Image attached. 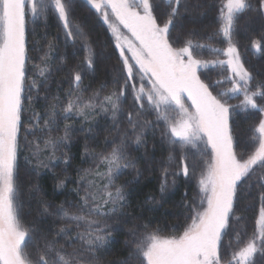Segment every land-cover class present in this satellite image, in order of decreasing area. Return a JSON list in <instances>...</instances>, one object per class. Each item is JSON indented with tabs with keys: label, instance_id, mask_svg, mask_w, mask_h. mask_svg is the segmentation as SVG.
I'll return each instance as SVG.
<instances>
[{
	"label": "snow or ice",
	"instance_id": "1",
	"mask_svg": "<svg viewBox=\"0 0 264 264\" xmlns=\"http://www.w3.org/2000/svg\"><path fill=\"white\" fill-rule=\"evenodd\" d=\"M163 2L164 10L162 0H84L112 33L122 62L111 90L104 82L85 95L84 81L95 75L97 58L88 34L74 22L76 0H0V264H100L97 254L118 230L110 221L128 207L126 185L117 181L136 167L129 157L131 143L146 146V134L160 125L175 152L161 171V192L169 176L173 185L180 177L195 178L198 191L191 201L185 193L188 215L182 232L162 235L143 225V233H130L138 264L264 262V81L254 83L234 38L241 14L255 11L264 18V0L255 6L251 0H221L217 29L207 39L218 38L222 48L194 39V31H178L190 0ZM29 16L33 21L55 16L65 43L79 44L84 53L80 67L70 70L63 95L59 87L51 94L49 87L55 44L48 42L39 63L30 55ZM251 48L264 52V35L252 40ZM204 49L215 58L202 59ZM208 68L223 72L213 80L202 71ZM39 99L41 111L35 108ZM236 111L257 117L249 146L234 137ZM100 114L111 118L115 134L105 138V151L91 154L93 167L77 169L75 199L56 210L61 226L38 239L22 216L19 155L23 147L32 149L37 174L61 158L66 170L71 157L57 153L71 144L68 121L88 122ZM68 179L58 180L57 187H66ZM238 212L250 215L251 225Z\"/></svg>",
	"mask_w": 264,
	"mask_h": 264
},
{
	"label": "trees",
	"instance_id": "2",
	"mask_svg": "<svg viewBox=\"0 0 264 264\" xmlns=\"http://www.w3.org/2000/svg\"><path fill=\"white\" fill-rule=\"evenodd\" d=\"M220 2L221 0H190L191 7L187 12L182 13L180 24L183 27L182 29L178 27V31H194L196 33L194 39L201 43L224 47L225 45L221 44L218 38L207 39L217 29ZM251 3L255 6L256 0H251ZM165 8L166 3L162 0L161 10ZM74 22L80 24L88 34L97 58L95 75H90L84 81V85L89 88V92L85 95L90 94L92 89L98 88L104 82L108 83L111 90L112 79L120 75L122 62L119 59L118 50L114 47L110 31L103 21L89 10L84 0H76ZM261 35H264V18L258 16L255 11L239 16L234 38L245 66L254 75V83L264 81V52L257 53L251 48V41L259 39ZM27 37L30 55L36 63H39L38 58L47 51L48 42L52 41L55 44L48 61L52 71L49 87L51 94H56L59 87L63 95L69 87L70 70L80 67L83 60L84 54L80 50V45L77 44L74 48L71 44L65 43L62 28L54 16H49L46 21L36 20L28 24ZM201 58L210 60L215 56L208 49H204ZM202 71L213 80L223 72L220 68H208ZM43 95L44 90L41 89V96ZM230 103L238 104L239 100H232ZM43 106V99L36 101L37 111H41ZM27 115L30 113H26ZM148 119L154 120L155 117L150 115ZM256 120V115L251 112L233 113L231 125L234 137L240 145H250L251 127ZM68 123L73 125L71 144L57 153L58 157H61L62 153L71 157V164L66 170L61 158L55 167L47 170L40 168L37 174L33 170L36 168V160L32 157V149L29 147H23L18 158V196L22 204V216L25 225L36 230L38 239L42 234L54 233L61 226L56 210L66 200L75 199L72 190L76 187L77 169L93 167L94 161L91 154L105 151V138L111 139L115 134L114 122L103 114L91 117L88 122L74 118ZM60 126L63 128V122ZM124 126L121 125L122 128ZM89 128L91 132L88 131ZM146 138V146L138 147L132 142L128 150L129 157L136 167L125 170L117 181L118 184L126 185L128 207L124 210L125 215H118L110 221L118 230L113 233L112 241L97 254L100 264H122L125 261L127 264H138L133 256L135 244L130 233L134 231L143 233V225L149 226L148 231L159 230L162 235H174L178 231H183L185 217L188 215L183 202L185 193H187L188 201L193 199V180L186 181L185 178L180 177L173 185L172 177L169 176L168 187L161 192V171L169 166V156L174 154L166 138H163L162 125L154 131H149ZM86 148L89 153L87 158H85ZM107 150L110 151V148ZM26 157L31 159V163L26 161ZM65 176L69 178L65 181L66 187L58 188V180H63ZM45 206H48L47 213L44 212ZM237 215H244L251 225L250 215L243 212H238ZM48 238L52 239L53 236L49 235ZM61 243L64 241L61 240Z\"/></svg>",
	"mask_w": 264,
	"mask_h": 264
},
{
	"label": "rangeland",
	"instance_id": "3",
	"mask_svg": "<svg viewBox=\"0 0 264 264\" xmlns=\"http://www.w3.org/2000/svg\"><path fill=\"white\" fill-rule=\"evenodd\" d=\"M55 17V16H54ZM55 19L57 20V18L55 17ZM58 21V20H57ZM31 22H33V20H32V18H31V16H29L28 17V24H30ZM27 24V25H28ZM107 26V25H106ZM111 33V32H110ZM111 36H112V33H111ZM112 38H113V36H112ZM113 40H114V38H113ZM84 54V53H83ZM162 128H163V125H162ZM167 140V139H166ZM167 143H168V141H167ZM168 145H169V147H170V149H171V151L173 152V154L175 155V152H174V150H173V147L168 143ZM193 180V183H194V192H193V197H195L196 196V194H197V191H198V188H197V184H196V179L195 178H193L192 179Z\"/></svg>",
	"mask_w": 264,
	"mask_h": 264
}]
</instances>
